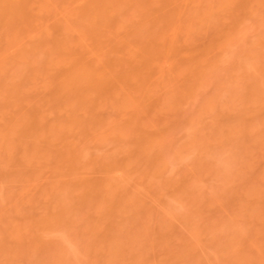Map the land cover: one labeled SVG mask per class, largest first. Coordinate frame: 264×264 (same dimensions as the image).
<instances>
[{
  "label": "rangeland",
  "instance_id": "rangeland-1",
  "mask_svg": "<svg viewBox=\"0 0 264 264\" xmlns=\"http://www.w3.org/2000/svg\"><path fill=\"white\" fill-rule=\"evenodd\" d=\"M67 1L33 4L40 22L59 24L65 53L132 67L106 94L59 104L56 38L0 25V264H264V0H173L172 20L166 0L128 1L112 28L99 26L101 43L74 13L84 2ZM144 30L153 38L140 42ZM33 110L46 121L37 144L9 132Z\"/></svg>",
  "mask_w": 264,
  "mask_h": 264
},
{
  "label": "bare ground",
  "instance_id": "bare-ground-1",
  "mask_svg": "<svg viewBox=\"0 0 264 264\" xmlns=\"http://www.w3.org/2000/svg\"><path fill=\"white\" fill-rule=\"evenodd\" d=\"M40 1V0H39ZM38 0H37V2H39ZM62 2H63V0H61ZM68 1H70V2H68ZM67 1V3H66V5H68V6H70V4H71V9H73L75 6L74 5H76L78 2L77 1H79V4L83 1L84 2V4L82 5V4H80V5H78V6H80V9H78V7H76V9L75 10H78V12L77 11H75L74 13H76V16L78 17V19L80 18L79 16H81V18L82 19H80L81 21H84L83 23H82V29H83V27L85 28V29H87L88 27H90V28H96V30L99 28V26H100V28H102L103 27V29L104 28H108L107 30H109L110 28H112L114 25H115V23H116V21H117V17H118V14L119 13H121L120 11H121V9H122V6H124V4L126 3H128V1H131V3H132V1H134V0H68ZM81 1V2H80ZM139 0H136V2L135 3H137L138 4V6H139V9H141L140 7H141V4H143L144 5V3H146V2H142V1H144V0H140L139 2H141V3H139L138 2ZM145 1H150V0H145ZM152 1V0H151ZM150 1V2H151ZM154 1V0H153ZM156 1H159V3L160 2H162V1H160V0H155L153 3H150L151 4V6H150V8H152V5L153 4H156ZM176 0H174V3H176V7H177V5H179V2L180 1H176ZM36 2V0H0V25H5V27H7L8 29L9 28H13V27H18V28H21V27H23L24 29H29V27H30V29H31V27L33 28V29H35L36 31L38 30V31H40V33H42V35L43 36H45V37H50V36H53L54 35V33H55V31L56 30H54V28H56L57 27V30H59L60 29V26L58 27L57 26V24L58 23H56L55 22V25L54 26H52V25H49V24H47V23H42V22H40V16H39V13H41V12H39V13H37V12H35V10L37 9H34L33 8V4ZM77 2V3H76ZM82 2V3H83ZM148 2L146 3L147 5H148ZM166 3H164L165 4V6H163L164 4H163V2H162V6L164 7L163 9H162V7H161V11H160V14H161V16L162 15H165V17H162V18H165V19H167L166 17H169L170 16V20H172L174 17H172V16H174V15H176V13L178 14L180 11V9L177 11L176 10V8L174 7L175 6V4H173L172 2H173V0H166L165 1ZM177 2H178V4H177ZM242 2H243V0H242ZM68 3H70V4H68ZM72 3L74 4L73 5V8H72ZM130 3V4H131ZM134 3V2H133ZM159 3H157V4H159ZM182 3V2H181ZM180 3V5L182 6V4ZM51 4V3H50ZM174 5V6H172V5ZM243 4V3H242ZM81 5H82V7H81ZM136 5V4H135ZM170 5V6H169ZM62 6V5H61ZM68 6H62V7H64V9L62 10V11H66L67 9H69V8H67ZM145 6V5H144ZM154 6V5H153ZM158 6V5H157ZM156 6V7H157ZM168 7L169 9H170V12H172L171 11V9L173 10L174 8V10L176 11L174 14H173V12L172 13H170L169 11H167V12H169L167 15H169V16H167L166 15V13L164 14L163 12H165L166 10H168V8L164 11V9H165V7ZM242 6V5H241ZM133 7H135V6H133ZM148 7H149V5H148ZM148 7H146V8H148ZM171 7V8H170ZM172 7H174V8H172ZM184 7H186V6H184ZM187 7H188V5H187ZM159 8H160V6H159ZM178 8V7H177ZM62 9V8H61ZM125 9V8H124ZM138 9V10H139ZM142 9H144L143 7H142ZM57 10V9H56ZM59 10V9H58ZM151 11H152V9H150ZM173 10V11H174ZM40 11V10H39ZM69 10H67L66 11V14H68L67 12H68ZM70 11H72V10H70ZM74 11V10H73ZM143 11V10H142ZM148 11V9L146 10V12ZM158 11V12H159ZM183 11V10H182ZM189 11V10H188ZM140 12V11H139ZM138 12V13H139ZM146 12H144L143 11V13H146ZM148 12H150V11H148ZM154 12V11H153ZM61 14H62V12H60ZM71 14L73 13V12H70ZM77 13H78V15H77ZM152 13V12H151ZM63 14H64V12H63ZM71 14H69V15H71ZM80 14V15H79ZM149 14V13H148ZM156 14V13H155ZM159 14V13H158ZM158 14H157V16L155 15V16H152L151 14H149V15H147L146 17V19H147V23L149 22V21H152V22H154L153 20H152V18H154V17H156V18H154L155 20H158ZM184 14V13H183ZM186 14V13H185ZM143 15V14H142ZM146 15V14H145ZM172 15V16H171ZM187 15V14H186ZM42 16V15H41ZM61 16V15H60ZM73 16V15H72ZM71 16V17H72ZM121 16V15H120ZM177 16V15H176ZM61 17H63V16H61ZM66 17V16H65ZM145 17V16H144ZM60 17H58V19H59ZM176 18V17H175ZM57 19V20H58ZM63 19L64 18H62V21H63ZM70 19V18H69ZM75 19V18H74ZM141 19V18H140ZM182 19V18H181ZM60 20V19H59ZM164 20V19H163ZM168 20V19H167ZM166 20V21H167ZM177 20V19H176ZM53 21H54V19H53ZM64 21H66V19L64 20ZM86 22V23H85ZM143 22H144V20H143ZM142 22V23H143ZM151 22V23H152ZM161 22V23H160ZM165 22V21H164ZM3 23V24H2ZM68 23V22H67ZM141 23V22H140ZM147 23H146V26H147ZM150 23V22H149ZM150 23V24H151ZM156 23V22H155ZM173 23H176V22H172V24ZM158 24L159 25H161V24H163L162 23V21H159V23H157L156 25L158 26ZM167 24V23H166ZM171 24V23H170ZM170 24H169V26L168 27H170ZM59 25V24H58ZM61 25V24H60ZM136 26H137V24H135ZM143 25H145V23L143 24ZM67 26L68 25H66V28H67ZM88 26V27H87ZM136 26H135V28H136ZM138 27V26H137ZM140 28H143V27H141V26H139ZM148 27V26H147ZM17 28V29H18ZM59 28V29H58ZM62 28V27H61ZM99 28V29H100ZM133 28L134 27H132V30H133ZM148 28H150V27H148ZM147 28V29H148ZM97 30V31H99V32H97V31H95V37L93 38V36H92V38H93V40L94 41H96L97 40V43L99 42V43H101L100 41H102V39L100 38V36L102 37V38H104L102 35H101V33H100V31H101V29L100 30ZM145 29V28H144ZM151 29V28H150ZM170 29V28H169ZM169 29H167V30H169ZM67 30V29H66ZM65 30V31H66ZM81 30V29H80ZM88 30V29H87ZM136 29H134V31H135ZM164 30H165V28H164ZM165 31V32H168V31ZM14 31V30H13ZM83 31V30H82ZM133 31V32H134ZM149 31V30H148ZM148 31H146V30H144L143 32L145 33V34H140L143 38H141V41L140 42H142V40L146 37L147 38V40H148V38L149 39H152L153 38V36H152V32H149L148 33V35H150V36H152V37H147V35H146V33L148 32ZM170 31V30H169ZM24 32V31H23ZM32 32V31H31ZM83 32H86V33H89L88 31H86V30H84ZM139 31H137V33H138ZM140 32H142V29H141V31ZM164 32V33H165ZM34 33H35V31H34ZM37 33V32H36ZM58 33H59V31H58ZM82 33V32H81ZM97 33L99 34V35H97ZM130 33H132V32H130ZM135 33V32H134ZM133 33V35H135ZM136 33V36H138V34ZM163 33V34H164ZM169 33V32H168ZM167 33V34H168ZM66 34V33H65ZM83 34H85V33H83ZM163 34H161V32H160V35H162L163 36ZM167 34L166 35H164L163 36V40L165 39L166 40V38L165 37H168L167 36ZM61 35V34H60ZM60 35H59V37H60ZM56 37L58 36V35H55ZM55 36H53V37H55ZM85 36H86V34H85ZM97 36H99V37H97ZM105 36H110V35H105ZM170 36V35H169ZM52 37V38H53ZM55 37V38H56ZM63 37V36H62ZM84 37V36H83ZM155 37V36H154ZM86 38V37H85ZM107 38V37H106ZM113 38V37H112ZM111 38V39H112ZM138 38H139V36H138ZM157 38V37H156ZM173 38V37H172ZM101 39V40H100ZM114 39V38H113ZM160 37H159V39L157 38V40H158V42H161V40H162ZM40 40H42V39H40ZM56 40V48H55V50L57 51V53L58 54H60L59 55V57L61 56V58H63V59H65V60H63V59H60L59 57H58V55H56L57 56V61L59 62V60H62V62H63V66H64V73L62 74V75H58L56 78H57V83H56V85H55V87H53V89H54V99H55V101L57 100V102H59V104H62V103H67L68 102V100H69V98H71L72 96H70V95H72L73 93L75 94V92L78 90V92H82V93H84L85 92V90L84 89H86V91H87V94L89 93V92H91L92 93V91L93 90H95V91H98V92H106L105 90H107L108 88L110 89V88H112L111 86H113L114 84H116V83H118V81H120L121 79H127L128 78V76L127 75H129V74H127L128 73V70L129 69H127V67L128 68H131L132 66L130 65V63H127L126 61L124 62L123 61V59L121 58V60H120V58L117 56V58H119V59H109V60H105V59H103V61L102 62H104L102 65H101V63L100 62H98V63H100V64H98L96 61V63L95 64H92L91 62H90V64H88V62H87V60H88V58H87V53L85 54V51H84V53H82L81 52V54L80 53H76V55H78V54H80V56L78 55V56H75L74 54V56L73 55H71L70 54V52H73L72 50L69 52V54H66L65 53V51H67L69 48H70V46L68 47V44L67 43H69V42H66V41H64V42H66V43H64L63 42V40L64 39H61V37L60 38H56L55 39ZM54 40V41H55ZM108 40V39H107ZM146 40V39H145ZM145 40H143V42L145 41ZM146 40V41H147ZM157 40L155 39V41L157 42ZM162 40V41H163ZM168 40V39H167ZM169 40H170V38H169ZM168 40V41H169ZM171 40H173V39H171ZM170 40V41H171ZM113 41V40H112ZM117 41V40H116ZM116 41H115V43H116ZM145 41V42H146ZM153 41V40H152ZM154 41V42H155ZM168 41H165L166 43L168 42ZM174 41V40H173ZM85 42V41H84ZM108 42V41H107ZM114 42V41H113ZM139 42V43H140ZM153 42V43H154ZM172 42V41H171ZM171 42H169V43H167L168 45L166 46V44L164 45V47H166L167 49V51L169 52V53H171V55H173L174 54V50H175V48H173V47H175L174 45V43H173V47L171 48V46H172V44H171ZM48 43V42H47ZM83 43V42H82ZM81 43V44H82ZM90 43V42H89ZM105 43V42H104ZM109 43H111V40H110V42H108V46H110V44ZM114 43V44H115ZM179 43V42H178ZM65 44H67V45H65ZM103 44V43H102ZM106 44V43H105ZM112 44V43H111ZM144 43H142V45H143ZM115 45H118L119 46V44H115ZM151 45V44H150ZM153 45V44H152ZM157 45V44H156ZM159 45H162V43H160ZM158 45V46H159ZM67 46V47H66ZM84 46V45H83ZM104 46V45H103ZM117 46V47H118ZM140 46V45H139ZM144 46H146V44H144L142 47L144 48ZM178 46V45H177ZM82 47V46H81ZM114 47V45H112V47L111 48H113ZM141 47V48H142ZM68 48V49H67ZM93 48V47H92ZM109 47H107L106 48V50L108 49ZM116 48V47H115ZM137 48H138V46H137ZM136 48V49H137ZM156 48H159V47H156ZM162 48V47H161ZM71 49V48H70ZM69 49V50H70ZM118 49V48H117ZM149 49H150V47H149ZM174 49V50H173ZM68 50V51H69ZM109 50L110 49H108V52H109ZM113 50H114V48H113ZM138 50H139V48H138ZM138 50H136L137 52H138ZM141 50V49H140ZM143 50V49H142ZM148 50V49H147ZM153 50H154V48H153ZM156 50V49H155ZM159 50V49H158ZM157 50V51H158ZM165 50V52H163L164 54H162V53H159V54H162V55H160V56H162V57H164V55L166 56V54H167V51ZM171 50H173V52L171 51ZM178 50H179V48H178ZM185 50V49H184ZM183 50V51H184ZM2 51V50H1ZM55 51V52H56ZM67 51V52H68ZM80 51H82V50H80ZM87 51V50H86ZM100 51V50H99ZM116 51V50H115ZM144 51V50H143ZM151 51V50H150ZM177 51V50H176ZM89 52V51H88ZM95 52V51H94ZM177 52H179V53H177L176 55L174 54L173 56H178V54L180 55L181 53H180V51H177ZM186 52V51H185ZM1 53V52H0ZM92 53H93V51H92ZM148 53V52H147ZM156 53V52H155ZM168 53V57L170 56V54ZM173 53V54H172ZM99 55H100V53H98ZM152 54V53H151ZM1 55H2V53H1ZM67 55V56H66ZM70 55H71V57H70ZM87 55V56H86ZM98 55V56H99ZM118 55V54H117ZM138 55V54H137ZM140 55H141V53H140ZM73 56V57H72ZM102 56V55H101ZM109 56V55H108ZM122 57H124L123 55H121ZM150 56V55H149ZM149 56H145V57H148L149 58ZM160 56H156V57H160ZM172 56V57H173ZM66 57H68V59L66 58ZM69 57H70V60H69ZM103 57H105V56H103ZM138 57V56H137ZM140 57H142V56H140ZM139 57V58H140ZM144 57V56H143ZM152 58H153V55L151 56ZM1 58V57H0ZM161 58V57H160ZM160 58H158L157 60H159ZM175 58V57H174ZM173 58V59H174ZM67 59V60H66ZM145 59H147V58H145ZM151 59V58H150ZM149 59V60H150ZM162 59V58H161ZM98 60H99V58H98ZM105 60V61H104ZM153 60V59H152ZM154 60H155V58H154ZM156 60V61H157ZM163 60H165L164 58H163ZM68 62L69 64L68 65H66L65 63L66 62ZM101 61V60H100ZM139 61V60H138ZM141 61V60H140ZM146 61H148V60H146ZM155 61V62H156ZM122 62V63H121ZM129 62V61H128ZM142 62V61H141ZM153 62V61H152ZM172 62V61H171ZM178 62V61H177ZM57 63V62H56ZM55 63V64H56ZM61 62H59V64H60ZM124 63V64H123ZM139 63V62H138ZM137 63V64H138ZM164 63H165V61H164ZM173 63V62H172ZM54 63H52V65H53ZM54 64V65H55ZM123 64V65H122ZM130 65L131 67H129V66H126V67H124V65ZM169 64V63H168ZM48 65V64H47ZM53 65V66H54ZM58 65V64H57ZM133 65V64H132ZM143 65V64H142ZM148 65H150V64H148ZM148 65H146V66H148ZM152 65V64H151ZM63 66H62V68H63ZM67 66V67H66ZM124 67V69H121V68H123ZM135 66V65H134ZM137 66V65H136ZM145 66V65H144ZM121 67V68H120ZM140 67V66H139ZM149 67H151V66H149ZM58 68H60V67H58ZM58 68H57V70H58ZM62 68H61V70H62ZM65 68H67V69H65ZM134 68V67H133ZM132 68V70L131 71H133V70H135V69H133ZM153 68V67H152ZM155 69V68H154ZM153 69V70H154ZM55 70H56V65H55ZM60 70V69H59ZM66 70V71H65ZM136 70H138V68L136 69ZM135 70V72H137ZM139 71V70H138ZM59 72V71H58ZM134 72V71H133ZM140 72V71H139ZM152 72V71H151ZM130 73V72H129ZM135 74V73H134ZM138 74V73H137ZM156 74V73H155ZM145 75H147V73L145 74ZM142 76V75H141ZM140 76V77H141ZM133 77H136V75H132V81L134 82L135 80V82H137V78H138V80H140L139 78V76L138 77H136V79L135 78H133ZM148 78V77H147ZM147 78H146V80H147ZM135 79V80H134ZM145 79V78H144ZM130 80V79H129ZM53 81V80H52ZM131 81V82H132ZM149 81V80H148ZM124 82H126V81H124ZM140 82H142V81H140ZM122 83V82H121ZM127 83V82H126ZM146 83V81L144 82V84ZM148 83V82H147ZM119 84V83H118ZM118 84H116L115 86H117ZM131 84V83H130ZM138 84V83H137ZM137 84H136V86H137ZM120 85V84H119ZM125 85V84H124ZM127 85V84H126ZM131 85H133V84H131ZM139 85V84H138ZM150 85V84H149ZM122 86V85H121ZM128 86V85H127ZM141 86H143V85H141ZM141 86H139V87H141ZM146 86H147V84H146ZM4 87V86H3ZM123 87V86H122ZM125 87V86H124ZM130 87V86H129ZM134 87V86H133ZM139 87H136V88H139ZM145 86H143V88H144ZM49 88H51V87H49ZM49 88H48V90H49ZM114 88V87H113ZM130 88H132V86L130 87ZM135 88V89H136ZM146 88V87H145ZM11 90V89H10ZM13 90V89H12ZM47 90V91H48ZM52 90V89H51ZM81 90H83V91H81ZM112 90H114V89H112ZM138 90H140V89H138ZM143 90V89H142ZM141 90V91H142ZM6 91V90H5ZM14 91V90H13ZM20 91V90H19ZM43 91V90H42ZM42 91H40L41 93H42ZM135 91V90H134ZM147 91V90H146ZM7 92H8V90H7ZM109 92H111V91H109ZM108 91H107V93H109ZM138 92V91H137ZM6 93V92H5ZM9 93H11V91L9 92ZM20 93V92H19ZM41 93L40 94H38V95H41ZM44 93H45V90H44ZM53 93V92H52ZM81 93V94H82ZM99 93V94H100ZM140 93V92H139ZM16 94V93H15ZM43 94V93H42ZM46 94V93H45ZM106 94V93H105ZM104 94V95H105ZM112 94V93H111ZM8 95V94H7ZM52 95V96H53ZM108 95H110V94H108ZM36 96V95H35ZM42 96V95H41ZM98 96V95H97ZM106 96V95H105ZM38 97V96H37ZM36 97V98H37ZM10 98V97H9ZM17 98V97H16ZM18 98H19V95H18ZM17 98V99H18ZM21 98V97H20ZM19 98V99H20ZM41 98H43V97H41ZM45 98V97H44ZM52 98V100H54ZM73 98V97H72ZM12 99V98H11ZM16 99V100H17ZM103 99V98H102ZM43 100V99H42ZM71 100V99H70ZM145 100H146V98H145ZM27 101V100H26ZM40 101V100H39ZM74 101V100H73ZM9 102V101H8ZM31 102V101H30ZM43 102V101H42ZM42 102H40L41 103V105H42ZM61 102V103H60ZM72 102V101H71ZM149 102V101H148ZM12 103V102H11ZM16 103H17V101H16ZM18 103H21V101L19 102L18 101ZM50 103V102H49ZM28 104V103H27ZM27 104H22L21 103V106H24V105H26L27 106ZM52 104V103H51ZM58 104V105H59ZM77 104V103H76ZM34 106L36 105V102H35V104H33ZM69 105V104H68ZM21 106H20V108H21ZM29 107H30V105H28ZM27 106V107H28ZM38 106H39V104H38ZM55 106H57V105H55ZM33 107V106H32ZM31 107V108H32ZM37 107V106H36ZM36 107H33V108H36ZM79 107V106H78ZM82 107V106H81ZM19 108V109H20ZM25 108V107H24ZM23 108V109H24ZM95 108V107H94ZM38 107H37V111L36 112H38ZM54 109V108H53ZM25 110H27V109H25ZM43 110V109H42ZM32 111V110H31ZM35 110H33V113H34V116L32 115V119L30 118V120H29V118H28V120L29 121H27L26 120V122H25V117L23 116L22 117V115H21V118H19L18 117V120H16L15 122H13L11 125H10V127L11 128H9L10 130H9V132L10 131H12V133H13V131H19V132H22V133H24L25 135H29V136H32L33 138H34V135L36 136L37 134H38V132L41 134L42 133V131L40 132V126L41 125H44V124H42L43 123V121H45V119L42 121H40V119H38L39 118V116L43 119L44 117L42 116L43 115V113H40L39 112V116H36V114H35V112H34ZM39 111H41V107H40V109H39ZM22 112V111H21ZM27 112V111H26ZM42 112V111H41ZM23 113V112H22ZM25 113V112H24ZM24 115V114H23ZM31 115V114H30ZM74 115V114H73ZM19 116V115H18ZM30 117V116H29ZM37 117V118H36ZM76 116H74L73 117V119L75 118ZM17 118V117H16ZM77 118V117H76ZM73 119H71V120H73ZM78 119V118H77ZM77 119L75 120V121H77ZM13 121V120H12ZM74 121V122H75ZM78 121H79V119H78ZM42 122V123H41ZM46 122V121H45ZM70 124V123H69ZM73 124V123H72ZM47 125V124H46ZM74 125V124H73ZM60 127V126H59ZM81 127V126H80ZM84 127V126H83ZM64 128V127H63ZM41 129H42V126H41ZM48 129H51V127L50 128H48ZM59 129V128H58ZM7 130H8V127H7ZM39 130V131H38ZM59 130H61V129H59ZM58 130V131H59ZM64 131V133L65 134H60L62 137H64V135H67L68 133L66 132V129H63ZM70 130V129H69ZM50 131V130H49ZM57 131V132H58ZM62 131V130H61ZM71 131V130H70ZM11 133V134H12ZM50 133V132H49ZM51 133H52V131H51ZM48 134L50 137L52 136V135H54V134ZM67 133V134H66ZM70 133V132H69ZM40 134L38 135V136H36V137H38L37 139H36V143L35 144H37V142H39V138H41V137H39L40 136ZM58 134V133H57ZM21 135V134H20ZM23 135V134H22ZM21 135V136H22ZM56 135V134H55ZM59 135V136H60ZM60 136V137H61ZM28 137V136H27ZM60 137L59 138H57L58 140L60 139ZM29 139V138H28ZM51 139V138H50ZM50 139H48V140H50ZM63 138H61L60 140H62ZM41 140V139H40ZM42 141V140H41ZM55 141V140H54ZM69 141V140H68ZM67 141V142H68ZM47 142V141H46ZM48 142H50V141H48ZM70 142H71V140H70ZM70 142H68L70 145L72 144V143H70ZM31 143H34L33 141L31 142ZM50 143H53L52 141L50 142ZM74 144V143H73ZM62 145V144H61ZM65 145V144H64ZM69 145V146H70ZM75 145V144H74ZM40 146V145H39ZM66 146H67V144H66ZM66 147V148H69L70 149V147ZM73 146V145H72ZM71 146V147H72ZM37 146L35 145V148H36ZM38 148V147H37ZM36 148V149H37ZM60 148H62L63 149V151H61L62 149H60V151H61V154L62 155H64L65 153H67V155L69 154V149H64L63 148V146L62 147H60ZM40 149V148H39ZM78 149V148H77ZM76 149V150H77ZM59 150V149H58ZM73 149H71L70 150V155H73V154H71V151H72ZM63 152H65L64 154H63ZM79 153V152H78ZM60 155V154H59ZM62 155H61V158L62 159H64V156H67V155H64L63 157H62ZM69 155V156H70ZM76 157V156H75ZM75 159H77V158H75ZM67 160H68V158H67ZM72 160V159H71ZM116 163V162H115ZM115 165V164H114ZM116 166V165H115ZM117 167V166H116ZM111 168V167H110ZM77 169V168H76ZM112 171V170H111ZM113 172V171H112ZM71 173V172H70ZM69 173V174H70ZM73 173V172H72ZM103 173V172H102ZM81 174V173H80ZM82 175V178H80V179H83V177H85L84 175H83V173L81 174ZM97 175V174H96ZM106 175V174H105ZM79 176V175H78ZM77 176V178H78V180H79V177ZM108 176V175H107ZM73 178V177H72ZM69 180V179H68ZM73 180H74V178H73ZM76 178H75V182H76ZM90 180V179H89ZM71 181V180H70ZM84 181V180H83ZM82 180H81V182H83ZM81 182H79V183H77V184H81ZM85 183V182H84ZM98 184V183H97ZM97 184H96V186H97ZM88 185V184H87Z\"/></svg>",
  "mask_w": 264,
  "mask_h": 264
}]
</instances>
